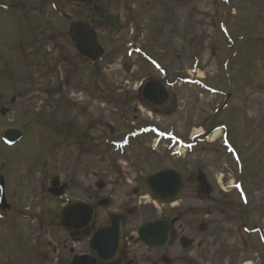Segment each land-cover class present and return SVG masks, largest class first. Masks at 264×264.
I'll use <instances>...</instances> for the list:
<instances>
[{"label": "rangeland", "instance_id": "obj_1", "mask_svg": "<svg viewBox=\"0 0 264 264\" xmlns=\"http://www.w3.org/2000/svg\"><path fill=\"white\" fill-rule=\"evenodd\" d=\"M41 1L0 0V5L20 2L34 6ZM43 2L41 15L29 18L38 34L53 32L46 28L47 21L65 31L72 20L87 21L98 32L106 54L101 61L84 62L65 41V53L76 57L75 64L57 66L56 52L50 50L52 66L44 67L42 74L33 65H15L12 58L17 55L20 60V52L4 51L2 46L0 55L10 59V64L0 61V109L10 108L14 96L17 103L10 114L0 115V175L12 185L16 214L5 215V220L13 223L0 226V264H43L41 255L38 260L34 253L33 258L28 254L27 248L34 245L47 264L69 261L70 247L76 254L87 252L84 245L65 244L58 221L54 225L48 221L59 213L62 203L86 198L95 181L106 184L103 190L96 188L97 197L112 200L106 213L137 209L130 217L136 228L163 215L176 219V240L169 258H183L182 264H264V0H188L185 4L166 0L160 1V7L154 0L151 7L142 0H102L95 8L66 1ZM51 5L64 13L63 23ZM230 10L235 13L230 16V33L240 34L234 43L221 35L218 24L222 13L226 16ZM255 18L256 27L249 29ZM114 22L126 26L119 32ZM242 34L249 36V43ZM7 40L4 42H13ZM27 53L26 60L33 62L34 52ZM7 70L15 77L24 70L36 82L11 83L13 79L5 78ZM164 78L171 83V87L165 83L169 102L158 111L143 106L141 87ZM27 91L30 94L26 96ZM61 92L76 102L83 114L79 121L82 132L92 128L96 150L102 153L79 159L70 145L59 147L58 138L48 128L26 124L30 118L42 117L41 111L43 119L47 116L49 122L57 124L65 107L58 97ZM228 93L232 94L230 105L222 110L226 96H231ZM41 106L45 108L38 111ZM218 124L226 132L217 130L205 141L193 144ZM149 127L173 138L165 140L151 132L138 135ZM9 128L23 129L25 135L20 143L7 148L2 137ZM105 135L111 139L108 147ZM44 155H48V185L54 177L68 185L64 199L52 198L41 190L37 167ZM165 168L180 172L188 185L181 201L162 207L148 192L146 181ZM107 171L113 174L108 181L103 179ZM198 171L211 187L205 197L199 194ZM88 172L102 177L94 181L87 178ZM119 174L128 176L120 181ZM20 178L22 184L14 189ZM242 193L251 209L243 204ZM18 209L23 211L19 212L21 217H17ZM44 209L49 215H44L41 225ZM201 223L208 225L205 232L199 230ZM181 235L194 241L188 252L180 245ZM64 245L69 248L62 255ZM138 248L142 257L148 256L141 245ZM141 263L148 264L146 260Z\"/></svg>", "mask_w": 264, "mask_h": 264}, {"label": "flooded vegetation", "instance_id": "obj_2", "mask_svg": "<svg viewBox=\"0 0 264 264\" xmlns=\"http://www.w3.org/2000/svg\"><path fill=\"white\" fill-rule=\"evenodd\" d=\"M44 1V0H43ZM43 1L41 2H37L36 4L34 3L33 5H28V4H23L20 2L14 3L11 6L5 7L4 5H0V40H2L3 42L8 41L7 39L13 40V42H9V43H0V50H2L1 48H5L4 51H8V52H20V60H17V55L14 56V58H12L14 60V64H26V65H33V67H35L38 72H42V74H44V70L43 68L45 67V69H47L48 67H51L52 64H50V60L48 52L51 50L52 52H56V56H55V64H57V66H61L63 64L66 63H72L75 64V60L76 57L72 56L70 54H66L65 53V41H68L69 45L71 46L70 48L73 49L74 52L77 53V58L80 59V54L76 51V48L69 36V28L70 25L72 23L69 22L68 24V28L65 31V29L63 27H61L60 29L58 28V26L56 25H50V23L47 21L45 24L47 25L46 28L51 27V30L53 32L49 33V31H47L46 33H42V34H38V32H36L34 27L33 22L30 21V15L32 14H36L37 16L41 15L42 10H41V5L44 3ZM51 3L55 4L59 1V3H61V1H65V0H50ZM142 1H146V6L147 7H151L149 6V4H151L152 0H142ZM157 3V7L161 6V2H166V0H154ZM161 1V2H160ZM178 1V0H177ZM181 4L182 3H187L186 1H179ZM74 6H80V4H74L71 3ZM52 9L55 11L56 7H54V5H51ZM96 5H92L91 7L95 8ZM59 7V6H57ZM19 9L20 13H17V10ZM59 16L57 17H62L65 16L63 12H59L55 11ZM152 12V9H151ZM150 13V12H149ZM233 15L235 16V13H233ZM63 17L61 18V22L63 23ZM69 20V19H68ZM46 21V19L44 20ZM51 21V20H50ZM230 19L227 21V23H229ZM256 21L257 19H251V25H249V29L251 28H255L256 27ZM224 18L219 20V27H220V33L221 35H223L224 37H226L227 41L231 43H234L236 40H240L237 38L238 34L236 32L233 36L230 33V27L227 26V29H225L224 26ZM19 24L20 27L17 25ZM115 24V23H114ZM229 25V24H228ZM251 26V27H250ZM3 28V30H2ZM246 28V26H245ZM32 31L34 32V34L32 33ZM8 32V33H7ZM32 33V34H31ZM247 35L242 34V39H244V41H247L249 43V36L246 37ZM14 38V39H13ZM3 46V47H2ZM34 52L33 55V62L30 60H26V58L28 57V53L26 54V52ZM25 59V60H24ZM6 61L8 62V64H10V59H6L4 56L0 55V61ZM83 61L88 62V63H92L90 60L84 59ZM80 62V61H78ZM22 75H18V76H14L11 75L9 72V70H7L5 73H7V76L5 77L6 79H13V81H10L11 83H18V84H23V83H27L28 85L33 84V82H36L35 79L33 77H28L27 72L25 73L24 70H22ZM73 73V70H72ZM72 73L71 76H69V78H72ZM70 81V79L68 80ZM162 82L166 83L168 86L171 87V83L169 80H165L162 79ZM27 85V86H28ZM37 92V91H36ZM46 93H48V91H46ZM142 95V92H140ZM30 93H28V91L26 92V96L29 95ZM231 96H226V99L224 100L223 104H222V110L226 109L229 105H230V98H232V94H230ZM70 96V95H68ZM19 98L23 97V94L20 93L18 95ZM58 97L60 98L59 100H61V103H63V105L65 106L64 108H62V115L60 117V119H56V121L58 122V141H59V147L60 146H71L74 148V150L76 151L77 157L83 158V157H92L95 156L96 153H102V150H96V144H95V137L91 132L92 128H88L87 130H85L84 132H82L81 130V124H80V116H82L83 114L80 113V109H78L76 107V102L75 101H70V99L68 97H64L63 96V92L59 93ZM142 97V96H141ZM229 100V101H228ZM16 103H17V97H12L10 100V105L7 109L6 106L1 107L0 109V115L5 117L8 114H10L12 112V110L16 109ZM4 105H7L6 103ZM69 105H72V107H68ZM143 105V104H142ZM145 105V104H144ZM151 105H148L147 107H149ZM146 107V106H145ZM152 109L154 110H160V107H154L151 106ZM43 108H40V110L35 109L36 111H41ZM25 109H20L18 111H24ZM86 112V109L84 110ZM42 117H34V118H30L29 121H26V124L32 125L33 123L36 126H40V124L42 125V128H46L48 126V117L46 116L43 119V113L41 111ZM9 129H16L21 131V133H23V136L25 135V132L23 129L20 128H9ZM105 145L106 147L107 144L111 143V139L108 138L105 135ZM46 141H44V143L42 142V144H45ZM79 149V150H77ZM47 157L48 155H44L42 156L41 159V164L39 167H37V170L39 171L38 173L42 176L41 177V181H40V186H41V190H45L47 193H49V189L50 186L48 185V177H47ZM68 157V155H67ZM105 158L106 160H110L109 157V150H105ZM2 168H6V165H3ZM30 172H26L25 174H29ZM201 171H198V174H200ZM112 172L107 171L105 173V176L103 177V179L105 178L106 181H108V179L112 178ZM120 176H118V179L121 181L123 179L126 178V176H128L127 174H119ZM3 176L4 180H3V184L4 185V192H5V197H6V208H4L5 210L2 211L0 209V226L4 225V224H11L13 223V221L6 219L5 220V215H9V214H16V209L14 207L15 203L13 198L11 197L12 195V185L11 183H9V180L6 179L5 175H0ZM102 176H100L99 173L94 172L92 175L90 174V172L87 173V178H93V180H97L98 178H100ZM94 180V181H95ZM61 181V179H60ZM186 181V180H185ZM197 181H198V176H197ZM23 182V178L18 179L15 183L17 185V187H15L14 189L19 188L20 184H22ZM61 185H63V197L60 199H64L66 197V191L69 190L68 185L65 183H62L61 181ZM188 185V183L186 182V186ZM198 188L200 190L201 188V184H198ZM96 188L103 190L104 188H106V184L104 181H100L99 183H97V181H95L93 183L92 186L89 187V189H87L86 194L87 197L84 199H73V200H68L64 203H62L60 205V209H59V213L57 214V216L55 215V217L57 218L58 224H59V228L61 229L62 235L66 236L63 241L65 242V244L67 242H71L70 244L74 245H84L86 248L87 252H79L76 254L74 247H70L64 245L61 248V252L62 255H64V251L69 248V254L70 255V259L69 261L65 260L63 261V264H71V262L78 256L80 257H87L86 259H88L87 263H91V264H142L141 262H143V260H146V262L148 264H182L184 263L185 259L183 258H179L176 257L175 259H172L171 257L169 258V249L171 248V246L173 245L174 241L176 240V233L174 232V226L175 223L172 226V229L170 231L171 234V242L169 244V246L165 249V250H157L154 249L150 246H147L145 244H143L142 242H140V240L138 239V232L140 229L136 228L135 226V222L130 220L131 216H134L137 213V209H133L130 210L128 209L127 211L122 210L124 212H127V214L125 215L124 212L122 213V211H112V212H118L120 215H122V219L120 220L122 223V228H121V234H119L118 232H114V231H109V238L108 240H103L102 242L96 243L94 246L95 249V254L93 252V248L91 245V239L92 237L95 235L96 231L98 228H101L103 226H108L111 224L110 221V213H106L105 210H108L109 207L112 204V200L108 198V201H110V205L108 208H101L98 207L97 205L100 203V201L103 198H98L97 197V190ZM139 191H137L138 193ZM0 196H1V188H0ZM84 203L85 204H89L96 207V214L94 219L92 220L91 223L87 224L85 222V224L81 225V223L73 229H66L62 223L64 220V211L65 208L72 204V203ZM251 209V207H250ZM19 212H23L21 209L17 210V217H21L19 215ZM47 213V210L44 209L43 212L40 213V218H41V225L43 223V217L44 215ZM47 215V214H46ZM49 215V214H48ZM47 215V216H48ZM80 215V213L78 214ZM52 217H54V215H51ZM165 217V218H170L171 216H167V215H163L161 216ZM87 221V219H85ZM48 221V218H47ZM45 221V222H47ZM99 221V223H98ZM49 222V221H48ZM55 221L52 220L51 224H54ZM87 224V225H86ZM206 229H208V225L205 226ZM185 236H180L179 237V242L184 238ZM18 241H22V240H18ZM24 244L27 243L25 241H23ZM62 243V242H61ZM141 245L147 252H148V256L147 257H142L139 251L138 246ZM181 245V242H180ZM28 254L33 258V253H34V257L36 256L37 259L39 260V256L41 255V258L43 259V264H47V260L46 257L43 255V253L36 248V246L34 245L33 247H29L27 248ZM2 250V247H1ZM155 259V260H154Z\"/></svg>", "mask_w": 264, "mask_h": 264}, {"label": "water", "instance_id": "obj_3", "mask_svg": "<svg viewBox=\"0 0 264 264\" xmlns=\"http://www.w3.org/2000/svg\"><path fill=\"white\" fill-rule=\"evenodd\" d=\"M71 2L80 3H94L100 0H69ZM70 36L74 41L78 51L85 57L93 60H98L104 54L103 48L98 42L96 33L92 30L87 23L73 22L70 27ZM144 98L151 104L156 106H162L169 100V95L161 83L156 81L149 82L143 89ZM21 139V133L18 131H9L5 134L4 140L7 143L13 144ZM1 180V207L6 208V200L4 195L3 178ZM199 182L202 183L201 190L204 195L208 194L209 186L206 184V178L204 175H200ZM59 181L55 179L52 182V189L50 193L59 197L63 193L62 188H58ZM148 189L151 195L161 204L171 205L179 201L185 194L186 185L183 177L174 169H166L156 172L148 177ZM99 205L107 207L109 205L108 200H103ZM63 224L67 228H76L80 223L81 225L91 223L95 216V208L87 204L74 203L65 208ZM80 213V215H78ZM87 219V221L85 220ZM121 216L117 213L111 214V226L104 227L97 231L96 240H101L106 237L107 232L110 230H116L120 233L121 230ZM75 222V224H73ZM86 224V225H87ZM172 222L169 219H157L154 220L139 229V237L145 244L154 248L164 249L167 247L170 241V228ZM205 224H202L200 229L205 231ZM183 245L185 250H189L192 242L190 239H184ZM83 258L75 259L72 264H81Z\"/></svg>", "mask_w": 264, "mask_h": 264}, {"label": "bare ground", "instance_id": "obj_4", "mask_svg": "<svg viewBox=\"0 0 264 264\" xmlns=\"http://www.w3.org/2000/svg\"><path fill=\"white\" fill-rule=\"evenodd\" d=\"M246 264H250V263H246Z\"/></svg>", "mask_w": 264, "mask_h": 264}, {"label": "trees", "instance_id": "obj_5", "mask_svg": "<svg viewBox=\"0 0 264 264\" xmlns=\"http://www.w3.org/2000/svg\"><path fill=\"white\" fill-rule=\"evenodd\" d=\"M214 128V127H213Z\"/></svg>", "mask_w": 264, "mask_h": 264}]
</instances>
